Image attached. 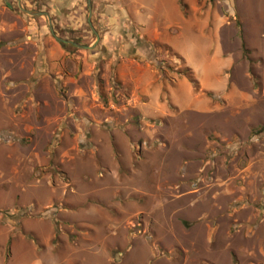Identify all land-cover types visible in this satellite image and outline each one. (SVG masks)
<instances>
[{
  "label": "rangeland",
  "instance_id": "rangeland-1",
  "mask_svg": "<svg viewBox=\"0 0 264 264\" xmlns=\"http://www.w3.org/2000/svg\"><path fill=\"white\" fill-rule=\"evenodd\" d=\"M137 2L91 0L96 41L86 0H21L71 49L0 0V264H264V0H179L224 25L218 92L122 52Z\"/></svg>",
  "mask_w": 264,
  "mask_h": 264
},
{
  "label": "crops",
  "instance_id": "crops-1",
  "mask_svg": "<svg viewBox=\"0 0 264 264\" xmlns=\"http://www.w3.org/2000/svg\"><path fill=\"white\" fill-rule=\"evenodd\" d=\"M109 7L116 8L115 5ZM123 12L124 14L121 13L120 9H116L111 19L112 26L109 29L111 39L112 36L113 38L117 37L119 41L121 38H126L122 40L123 53L134 49H138L137 52H145L150 50L154 43L167 44L191 66L204 90L218 92V85L213 81L220 79V72L225 69L228 63V61H223L225 59L223 58L225 39L221 33L224 27L222 23L215 22L210 25V17L203 16L204 19L199 17V6L194 5V3L188 8V14L184 15L179 0H138L135 10L128 7L123 8ZM122 17H128L129 24L135 23L138 26H135L138 33L137 37L133 36L129 24L121 25ZM126 32L128 34H124ZM190 32L205 34V40H208L207 44L201 48L193 42L194 38L189 37L190 41H188V33L190 34ZM179 43H186L182 46L189 50L187 49L186 52L178 51ZM193 51L194 53H192ZM195 54H197L196 57H194ZM199 58L201 59L199 60ZM130 63L131 61H127L128 65Z\"/></svg>",
  "mask_w": 264,
  "mask_h": 264
},
{
  "label": "water",
  "instance_id": "water-1",
  "mask_svg": "<svg viewBox=\"0 0 264 264\" xmlns=\"http://www.w3.org/2000/svg\"><path fill=\"white\" fill-rule=\"evenodd\" d=\"M17 6L20 9V11H22L23 13H25L27 15H30V16H42V17L46 18L47 27H48V30H49L50 34L59 43H64V44H67V45H71V46L79 48V49H90V48H92V46L82 45V44L76 43L74 41H71V40H68V39H64V38H61V37L57 36L55 34V32H54V29H53V26H52V23H51V20H50V16H49V14L47 12L39 11V10H33V9H24L22 7L21 0H17ZM86 6H87V11H88V13H87L88 25H89L92 33L94 34L96 41H98V39H99L98 33L96 32V30L92 26V23H91V20H90L91 15H92L91 0H86Z\"/></svg>",
  "mask_w": 264,
  "mask_h": 264
},
{
  "label": "trees",
  "instance_id": "trees-1",
  "mask_svg": "<svg viewBox=\"0 0 264 264\" xmlns=\"http://www.w3.org/2000/svg\"><path fill=\"white\" fill-rule=\"evenodd\" d=\"M184 7H182L183 9ZM76 43H78V41H74ZM61 46L64 47V48H71V49H74V47L70 46V45H67V44H64V43H61ZM162 70V68H160V71ZM162 72V71H161ZM185 73H188L187 69L185 70ZM189 78L191 79V77L189 76ZM192 80V79H191Z\"/></svg>",
  "mask_w": 264,
  "mask_h": 264
}]
</instances>
